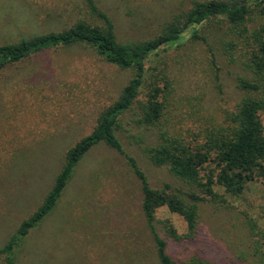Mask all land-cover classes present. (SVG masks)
<instances>
[{
	"label": "rangeland",
	"instance_id": "374dc122",
	"mask_svg": "<svg viewBox=\"0 0 264 264\" xmlns=\"http://www.w3.org/2000/svg\"><path fill=\"white\" fill-rule=\"evenodd\" d=\"M191 1L94 0L121 43L151 37ZM257 10L248 27L264 18V10ZM80 18L100 22L89 16L84 0H0V44L60 30ZM196 27L207 44L186 31L179 44L160 48L144 61L137 99L144 98L146 84L163 88L160 74L169 81L159 125H137L134 102L115 132L153 188L168 183L188 191L164 166L152 165L140 146L156 144L159 130L189 140L203 126L219 123L240 97L235 75H248L240 65L243 45L228 23ZM131 74L79 44L51 47L0 70V246L39 204L66 149L92 129ZM259 116L264 129V109ZM140 200L138 180L122 155L101 142L94 145L52 209L16 246L14 264H159ZM198 213L193 238L179 242L165 234L164 224L183 233L182 218L164 206L155 210L154 228L174 259L202 255L211 264H264V240L255 241L247 228L252 220L264 231V180L248 182L226 206L201 201Z\"/></svg>",
	"mask_w": 264,
	"mask_h": 264
},
{
	"label": "trees",
	"instance_id": "16d2710c",
	"mask_svg": "<svg viewBox=\"0 0 264 264\" xmlns=\"http://www.w3.org/2000/svg\"><path fill=\"white\" fill-rule=\"evenodd\" d=\"M84 1L89 16L99 23L80 18L60 30L31 34L16 42L0 44V70L51 47L79 44L91 48L108 63L131 69L132 74L117 98L100 110L92 129L66 149L50 187L34 210L19 221L0 246V256L4 264H14L16 246L52 209L81 158L101 142L122 155L138 180L140 209L151 232L158 263L211 264L202 255L174 259L166 251V240L154 228V214L158 207L164 206L179 215L185 223V231L176 233L170 224L165 223L164 232L174 241L185 242L197 231L199 202L226 206L228 197L241 194L248 182L264 180V129L259 116L264 109V18L254 27H248L253 11L260 9L263 12L264 0H192L187 9L172 12L157 33L129 43L116 40L111 19L94 0ZM251 4H255V8ZM221 21L229 24V29L240 38L244 48L240 65L248 75H235L240 97L219 123L203 126L191 134L189 140L159 130L156 144L140 146L152 165L164 166L171 176L187 185L188 191L175 189L168 183L153 188L135 159L123 150L115 134L121 116L135 102L138 113L134 122L144 127L158 126L164 107V88L167 89L169 81L165 74H160L163 88L154 83L146 84L144 98L137 99L144 86V61L160 48L179 44L186 31L191 39L207 44L206 36L198 32L196 25L205 29ZM160 93L162 97L158 99ZM247 226L255 241L264 240V231L258 229L252 220Z\"/></svg>",
	"mask_w": 264,
	"mask_h": 264
}]
</instances>
